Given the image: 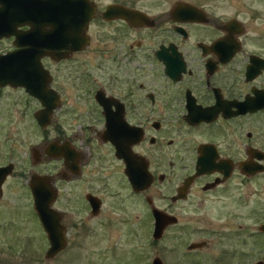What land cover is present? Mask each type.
I'll list each match as a JSON object with an SVG mask.
<instances>
[{
	"label": "flooded vegetation",
	"instance_id": "1",
	"mask_svg": "<svg viewBox=\"0 0 264 264\" xmlns=\"http://www.w3.org/2000/svg\"><path fill=\"white\" fill-rule=\"evenodd\" d=\"M81 1V14L86 2L93 11L82 32L83 47L74 49L77 43L70 34L61 37L58 27L51 37L49 24L36 37L28 35L32 27L21 10L15 32L0 36V56H8L4 68L41 66L38 77L48 78L55 97L50 119L62 104L86 107L74 112L78 131L53 128L51 156L44 151L50 142L30 145L32 166L43 159L52 165L31 169L24 180L29 191L31 175L50 179L56 192L52 208L61 213L66 243L69 223L54 207L65 193L95 216L107 193L115 197L125 185L150 209L151 230V207L177 220L163 232L179 221L178 209L202 217L213 203L216 213L232 215L236 209L244 215L253 193H264V1ZM74 10L67 8L73 15ZM9 78L16 82L17 76ZM12 81L0 85V104L7 102L0 112L19 118L29 96L38 105L31 112L35 125L44 129L34 118L40 99ZM0 142V168L10 169L0 180L1 201L13 168L26 165L27 154L19 129L9 127ZM139 173L150 180L134 189L129 175ZM158 183L168 200L164 207L147 193ZM37 222L42 230L38 217ZM249 228L239 224L234 235L243 244L251 237ZM194 242L186 249L208 243L203 239L188 248Z\"/></svg>",
	"mask_w": 264,
	"mask_h": 264
},
{
	"label": "rangeland",
	"instance_id": "2",
	"mask_svg": "<svg viewBox=\"0 0 264 264\" xmlns=\"http://www.w3.org/2000/svg\"><path fill=\"white\" fill-rule=\"evenodd\" d=\"M107 1L97 0L101 5ZM235 1L243 5L245 1L258 0ZM225 9L228 10V7ZM75 96L76 102L80 95L75 92ZM26 99V106L22 108L24 112L19 118L11 117V112H0V139L9 127L16 128L17 132L19 129L26 141L22 149L27 154V164L20 162L13 168L4 198L0 201V264H151L153 256L164 264H246L257 258H261L264 264V234L257 232L258 225L264 222V193H253L244 215L236 209L231 212L232 215L216 213L213 203L204 210L202 217L194 211L185 214L184 210L178 209L176 215L179 221L154 240L151 237L150 209L145 206L141 195H131L125 185L123 192L115 197L107 193L105 203L95 216L82 212L81 202L68 199V194L59 196L54 207L65 213L64 219L69 223L67 246L55 257L45 258L48 247L46 235L37 222V215L32 209V196L24 180L28 171L34 169L40 172L44 167H50L52 161L43 159L40 165L32 166L29 148L32 144L40 146L43 142H50L53 128L57 125L65 133L71 129L78 131L79 120L74 112L86 110V107L78 101L76 105L73 101L62 104L49 124L40 130L31 115L38 105L29 96ZM3 102L0 107L5 105L6 108V100ZM163 190L162 183H158L147 192L158 207L167 205ZM239 224L250 227L251 237L244 244L241 242L243 239L234 236ZM203 239L208 243L202 248L186 249L188 243Z\"/></svg>",
	"mask_w": 264,
	"mask_h": 264
},
{
	"label": "water",
	"instance_id": "3",
	"mask_svg": "<svg viewBox=\"0 0 264 264\" xmlns=\"http://www.w3.org/2000/svg\"><path fill=\"white\" fill-rule=\"evenodd\" d=\"M23 1V2H22ZM26 1V2H25ZM81 0H0V36L3 34L14 33L15 24L21 23L19 21L20 15L19 10L22 14L26 12L27 18L25 21L32 28L27 33L28 35H33L36 37V32L40 33V28L45 26V24L51 25L52 29L48 30V34L52 37L56 33V27H58L59 34L61 37H65L70 34L71 40H74L76 46L74 49L83 47L85 45V35H83V30L87 24L88 18L93 14L92 7L86 4L84 5V13L81 14L79 9L83 5ZM70 3V4H69ZM74 8V15L67 12V8ZM38 11V12H36ZM38 15V17H36ZM69 16H74V22L72 20L68 21ZM10 17V18H9ZM7 18L8 21L6 20ZM41 34V33H40ZM17 36V35H16ZM19 37V36H18ZM31 37V36H30ZM50 37V38H51ZM66 38V37H65ZM73 47V46H72ZM71 47V48H72ZM29 48V47H28ZM30 47L29 49H31ZM37 52V51H36ZM38 57V56H37ZM8 60L7 54L0 56V85H3L8 80L10 75L17 76L16 82L13 83L20 84L23 86L27 93H29L34 98H39L41 107L38 112L34 114V118L37 120V124L41 127L46 126L50 122L51 112L54 108L55 97L51 92V88L47 87L48 78L41 79L38 77L41 66L38 63H34L38 66L40 70H34L32 67H15L9 70V68H4V61ZM30 65H33L30 62ZM44 76V73H42ZM37 76V77H36ZM44 151L46 155L51 156L52 151V141L46 144ZM9 167L0 168V180L9 171ZM129 175V174H128ZM130 183L132 188L137 189L147 184L149 178L139 175L136 177L129 175ZM146 183V184H145ZM29 192L32 194V204L35 214H37L38 220L42 225V230L47 236L48 247L45 249V258H53L56 253L66 246L64 226L60 224L61 213H58L56 209L52 208V202L56 192L52 188L50 179L46 175H31L29 179ZM96 205V204H95ZM94 204L92 205V211H94ZM94 208V209H93ZM152 208L153 219V233L151 237L157 240L161 237V234L170 222L177 221L172 215H167L161 209ZM95 212V211H94ZM258 230L264 232V224L259 225ZM198 242L188 245V248H193L194 246H200ZM151 264H164L157 256L151 258ZM250 264V263H249ZM251 264H263L261 260H257Z\"/></svg>",
	"mask_w": 264,
	"mask_h": 264
}]
</instances>
